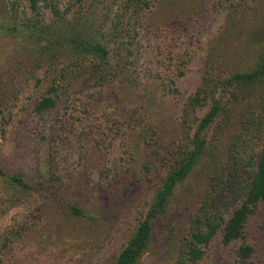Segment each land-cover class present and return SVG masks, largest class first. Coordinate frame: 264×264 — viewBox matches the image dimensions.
Returning <instances> with one entry per match:
<instances>
[{"label":"rangeland","instance_id":"1","mask_svg":"<svg viewBox=\"0 0 264 264\" xmlns=\"http://www.w3.org/2000/svg\"><path fill=\"white\" fill-rule=\"evenodd\" d=\"M24 4L0 0V167L8 174L24 173V168L33 172L34 164L26 160L33 142L29 120L46 89V68L24 48L19 34L1 26L7 15L19 18ZM162 11L143 24V42L137 46L142 55L129 79L120 73L113 88L101 95L88 92L85 100L76 97L72 110L62 113L68 133L56 127L52 142L61 179L57 188L29 193L9 207L8 194L18 192L0 178V239L8 241L2 264H112L171 165L192 149L198 119L217 99L218 116L203 134L204 154L174 191L165 213L152 221L149 245L138 261L175 264L177 244L213 165L239 130L242 113L258 108L264 94V83L243 93L234 86L218 87L259 62L264 0H164ZM198 91L201 98L191 113L188 104ZM133 123L141 126L133 130ZM35 155L39 165H46L43 150ZM71 205L84 212L85 220L68 214ZM257 212L248 226L253 232L255 222L264 224V208ZM253 232L246 231L243 243H211L198 264H237L236 249L242 244L254 249L244 264H264V231Z\"/></svg>","mask_w":264,"mask_h":264},{"label":"trees","instance_id":"2","mask_svg":"<svg viewBox=\"0 0 264 264\" xmlns=\"http://www.w3.org/2000/svg\"><path fill=\"white\" fill-rule=\"evenodd\" d=\"M162 3L164 5V0H25L19 18L6 16L7 22L1 25L2 28L19 34L24 48H29L37 62L41 61L39 66L46 68L48 78L43 79L46 89L29 120L28 130L33 142L26 160L34 164L33 172L24 168V173L8 174L0 167V178L19 193L7 192L9 207L18 204L20 197L26 198L29 193L40 194L42 190L57 188L61 179L54 167L56 152L52 142L56 140V127L60 126L68 133L62 113L72 110L74 102L88 92L101 95L113 88V79L120 73L129 79L131 68L142 55L137 46L143 42V24L147 21L150 24L152 17L162 14ZM14 6L12 3L11 8ZM10 13L15 15L17 12ZM189 15H192L191 11ZM261 44L263 50L256 66L229 75L219 82V88L234 86L243 93L245 89L257 88L264 83V31ZM198 92L188 104L191 113L199 104L201 94ZM76 97L79 99H74ZM258 99V108L242 113L239 130L213 165L206 190L197 208L189 215L186 233L177 244L175 264H198L211 243L217 241L222 246L235 241L243 243L246 231L253 232L248 228L250 217L258 213L260 206L264 208V94L261 93ZM81 105L83 109L88 108L87 102ZM219 110V101L213 99L209 110L198 119L191 136L192 149L183 151L179 160L171 165L146 215L137 223L112 264H138L150 242L152 221L165 213L174 191L203 156L206 146L203 134L217 118ZM190 112L184 115L189 116ZM140 126L133 123L132 129ZM40 150L47 155L44 166L39 165L35 155ZM67 212L79 221L85 220L86 215L76 205L69 206ZM253 225L254 234L259 228L264 231V224L258 227L255 222ZM7 244L6 239H0V264ZM253 252L251 244L239 245L237 264H244Z\"/></svg>","mask_w":264,"mask_h":264}]
</instances>
